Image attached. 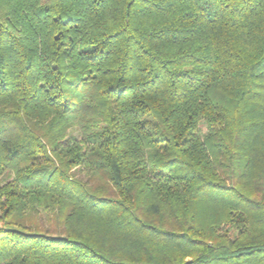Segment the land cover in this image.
<instances>
[{
  "label": "trees",
  "instance_id": "trees-1",
  "mask_svg": "<svg viewBox=\"0 0 264 264\" xmlns=\"http://www.w3.org/2000/svg\"><path fill=\"white\" fill-rule=\"evenodd\" d=\"M0 264H264V0H0Z\"/></svg>",
  "mask_w": 264,
  "mask_h": 264
},
{
  "label": "rangeland",
  "instance_id": "rangeland-1",
  "mask_svg": "<svg viewBox=\"0 0 264 264\" xmlns=\"http://www.w3.org/2000/svg\"><path fill=\"white\" fill-rule=\"evenodd\" d=\"M74 134H76V132H74ZM80 175H81V174H80ZM80 177H81L82 179H84V180L87 179V177H86V176H83V175H81ZM44 224H46V223H44Z\"/></svg>",
  "mask_w": 264,
  "mask_h": 264
}]
</instances>
